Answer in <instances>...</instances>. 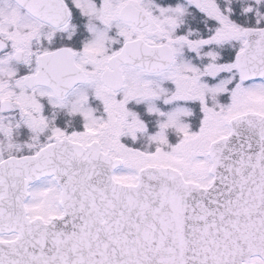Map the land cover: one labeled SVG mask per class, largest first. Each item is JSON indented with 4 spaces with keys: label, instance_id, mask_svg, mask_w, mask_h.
Masks as SVG:
<instances>
[{
    "label": "snow or ice",
    "instance_id": "1",
    "mask_svg": "<svg viewBox=\"0 0 264 264\" xmlns=\"http://www.w3.org/2000/svg\"><path fill=\"white\" fill-rule=\"evenodd\" d=\"M0 264H264V0H0Z\"/></svg>",
    "mask_w": 264,
    "mask_h": 264
}]
</instances>
